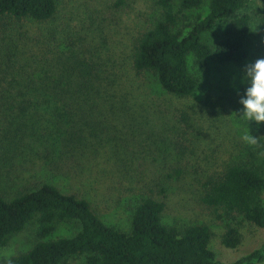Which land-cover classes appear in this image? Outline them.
I'll return each mask as SVG.
<instances>
[{
	"label": "rangeland",
	"instance_id": "obj_1",
	"mask_svg": "<svg viewBox=\"0 0 264 264\" xmlns=\"http://www.w3.org/2000/svg\"><path fill=\"white\" fill-rule=\"evenodd\" d=\"M55 3L54 17L45 22L0 18V89L7 87L24 59L30 61L27 70L31 71L35 61L46 59L51 64L74 53L91 65L93 74L100 71L102 85L96 87L103 100L94 99L83 107V126L61 130L60 139L68 142L66 153L59 139L51 146L45 141L40 144L36 137L25 144L12 142V119L0 111V193L12 191L10 199L15 190L48 183L64 194L85 199L106 225L123 232L129 230L140 200L151 198L163 202L165 225L179 231L207 226L209 247L219 262H235L259 248L264 227L207 206L203 198L205 186L227 164L256 147L246 144L242 136L249 131L254 138L264 139V124L248 125L238 117L239 100L248 86L242 83L243 69L264 56V33L259 30L264 1L248 0L239 13L252 17L248 58L239 65L208 59L204 67L189 58L188 69L197 87L187 97L165 93L152 73L133 68L136 40L160 17L154 0ZM205 13L203 7L192 15ZM221 28L205 35L207 44L214 43ZM50 133L51 125L42 121L38 135ZM35 227L31 222L10 238L0 249V264L33 247ZM229 228L240 238L235 248L222 243ZM77 231L74 224H61L51 239L68 238ZM83 262V257H73L63 264Z\"/></svg>",
	"mask_w": 264,
	"mask_h": 264
},
{
	"label": "trees",
	"instance_id": "obj_2",
	"mask_svg": "<svg viewBox=\"0 0 264 264\" xmlns=\"http://www.w3.org/2000/svg\"><path fill=\"white\" fill-rule=\"evenodd\" d=\"M154 1L160 17L136 40L132 64L136 72L152 73L165 93L187 97L195 92L197 81L188 69L189 58L201 67L208 59L221 65H239L248 58L252 17L239 15L248 0ZM203 7L204 16L192 15ZM56 10L55 0H0V18L45 22ZM220 25L214 43L207 44L205 35ZM259 30L264 33L263 22ZM22 62L7 87L0 89V111L14 126L11 141L25 144L36 137L40 144L45 141L51 146L59 139L66 153L68 142L61 136L67 128L83 126L81 111L85 105L97 98L103 100L96 87L102 85L100 71L93 74L91 65L74 53L51 64L46 59L35 61L31 71L27 70L30 61ZM42 121L51 125L52 133L38 135ZM63 128L64 133H60ZM260 152H264V139H258L254 149H247L246 157L227 164L205 186L204 204L264 227V156ZM9 192L0 193V249L31 222L36 226V242L6 264H63L73 257H83V264L264 263V243L235 262L217 261L209 247L211 232L207 226L193 225L180 231L167 226L161 219L163 202L151 198L140 200L129 230L123 232L106 225L88 201L64 194L51 184L15 190L10 199ZM66 223L76 225L78 231L68 238L51 239L59 225ZM222 243L235 248L240 243L237 231L229 228Z\"/></svg>",
	"mask_w": 264,
	"mask_h": 264
},
{
	"label": "clouds",
	"instance_id": "obj_3",
	"mask_svg": "<svg viewBox=\"0 0 264 264\" xmlns=\"http://www.w3.org/2000/svg\"><path fill=\"white\" fill-rule=\"evenodd\" d=\"M242 83H247L248 86L239 100L242 109L238 117L248 125L249 122H255L257 125L264 124V58L245 65ZM242 140L249 146L258 144V139L254 138L249 131L242 136ZM259 155L264 156V152H260Z\"/></svg>",
	"mask_w": 264,
	"mask_h": 264
}]
</instances>
